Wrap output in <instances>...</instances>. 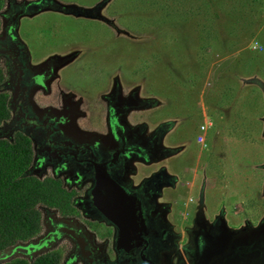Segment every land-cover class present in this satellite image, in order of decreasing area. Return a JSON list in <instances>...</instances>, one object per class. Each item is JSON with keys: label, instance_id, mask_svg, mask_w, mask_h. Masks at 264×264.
<instances>
[{"label": "flooded vegetation", "instance_id": "1", "mask_svg": "<svg viewBox=\"0 0 264 264\" xmlns=\"http://www.w3.org/2000/svg\"><path fill=\"white\" fill-rule=\"evenodd\" d=\"M115 7L119 15L111 18L112 6L100 3L0 4V92L7 95L10 113L0 125V138L24 136L32 152L25 174L51 188L50 201L39 206L41 230L9 248L18 251L4 262L43 256L55 264H206L213 246H206L210 231L228 228L224 216L212 220L215 214L188 210L184 193L196 181L188 166L192 157L184 153L197 151L201 134L194 147L189 138L176 137L184 120L180 113L160 115L168 100L146 85V78L124 74L117 54L110 69L100 66L101 59L81 68L79 60L92 45L103 48L94 42L79 46L72 38L47 44L22 33L25 17L55 10L73 16L83 35L102 31L108 47L123 49L126 43L118 40L124 37V11ZM32 41L43 51L34 52ZM70 68L77 80L81 71L100 79L77 85ZM258 254L251 258L258 261Z\"/></svg>", "mask_w": 264, "mask_h": 264}, {"label": "rangeland", "instance_id": "2", "mask_svg": "<svg viewBox=\"0 0 264 264\" xmlns=\"http://www.w3.org/2000/svg\"><path fill=\"white\" fill-rule=\"evenodd\" d=\"M55 1L112 6L111 18L119 15L116 5L124 11L119 17L125 38L118 40L126 43L123 49L108 47L102 31L83 35L73 16L55 10L25 17L22 33L47 44L72 38L79 46L94 42L103 48L92 45L79 60L81 68L94 67L101 59L100 66L110 69L117 54L124 74L146 78L143 82L168 100L160 115L180 113L184 120L176 137L189 138L194 147L201 134L197 151L184 153L192 157L188 166H193L196 181L184 193L188 210L198 216L215 214L212 220L224 216L228 226L210 231L206 246L214 243L206 264H264V0ZM133 41L138 44L132 46ZM254 41L262 49H252ZM32 43L34 52L43 51ZM71 71L74 82L84 87L100 79L81 71L77 80ZM203 170L206 178L200 186ZM254 253H259L258 261L251 258ZM198 256L196 252L195 263Z\"/></svg>", "mask_w": 264, "mask_h": 264}, {"label": "trees", "instance_id": "3", "mask_svg": "<svg viewBox=\"0 0 264 264\" xmlns=\"http://www.w3.org/2000/svg\"><path fill=\"white\" fill-rule=\"evenodd\" d=\"M7 100L0 92V125L10 115ZM28 142L24 136L14 141L0 138V251L36 236L42 228L39 206L51 198L49 186L25 174L32 158ZM1 264H55V260L42 256L34 262L16 258Z\"/></svg>", "mask_w": 264, "mask_h": 264}, {"label": "water", "instance_id": "4", "mask_svg": "<svg viewBox=\"0 0 264 264\" xmlns=\"http://www.w3.org/2000/svg\"><path fill=\"white\" fill-rule=\"evenodd\" d=\"M211 243L213 244L214 242H211ZM14 250H15V253H16L18 251L17 247L13 248L12 250L6 249V250L0 251V264H1L2 261L8 260L11 257V254L13 255L12 252ZM207 255H208V258L207 259H209L210 258V255L208 253H206V256ZM206 256H205V258H206ZM197 260H199V258H197Z\"/></svg>", "mask_w": 264, "mask_h": 264}, {"label": "built area", "instance_id": "5", "mask_svg": "<svg viewBox=\"0 0 264 264\" xmlns=\"http://www.w3.org/2000/svg\"><path fill=\"white\" fill-rule=\"evenodd\" d=\"M258 48L262 49V46L260 45V43L258 41H254L252 49L258 50Z\"/></svg>", "mask_w": 264, "mask_h": 264}, {"label": "crops", "instance_id": "6", "mask_svg": "<svg viewBox=\"0 0 264 264\" xmlns=\"http://www.w3.org/2000/svg\"><path fill=\"white\" fill-rule=\"evenodd\" d=\"M254 33H255V32H254ZM254 33H253V35H254ZM253 35H252V36H253Z\"/></svg>", "mask_w": 264, "mask_h": 264}]
</instances>
